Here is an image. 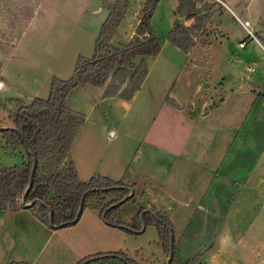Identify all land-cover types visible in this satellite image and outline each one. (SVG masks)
<instances>
[{
    "label": "rangeland",
    "instance_id": "rangeland-1",
    "mask_svg": "<svg viewBox=\"0 0 264 264\" xmlns=\"http://www.w3.org/2000/svg\"><path fill=\"white\" fill-rule=\"evenodd\" d=\"M35 1L2 0L0 3V67L11 52L10 45L23 31L26 17ZM123 1L126 3V12L112 42L113 46L117 47H122L129 41L146 0ZM196 8L203 10L207 20L199 31L193 33L192 47L185 54L175 53L167 40V34L175 19L174 1L158 0L156 3L148 24L160 41V55L156 59L143 61L147 69L146 87L152 91L154 99L160 95L162 85L166 81L170 82L168 86L170 91L180 93L183 101L194 92L195 86L192 87L194 83L199 87L198 90L211 94L212 97L202 100L205 103L202 110L204 113L215 107L214 104L220 102L226 94L256 93L264 97V0H198ZM69 19L61 20L59 23L64 24L59 26L58 17L39 18L37 20L39 24L49 21L48 26L43 24V32L26 31L25 37L23 36V40L21 39L17 46L15 55L19 59L36 64L34 77L40 85L38 90L40 99L46 98L49 90V88L46 92L41 90L47 74L51 75L49 83L56 75L66 80L71 76L78 56L89 59L93 54L94 40L100 28L95 21L96 16L81 15L75 20ZM179 20L186 28L193 24L192 19ZM72 21H76L78 27L86 28L93 36L77 33L78 30L72 28ZM246 29L254 39L247 35ZM238 42H244V47L238 48ZM24 44L26 47L22 50ZM44 53L52 54L53 58H45ZM13 60L15 64L16 59ZM19 62L22 60L16 61L15 66L12 62L6 63L7 74L16 72ZM130 62L136 67L140 64L141 58L133 57ZM185 82L191 85L190 89L184 86ZM117 83L118 80L114 81V84ZM85 90L88 89H72L67 94L82 127L81 135L73 140L70 151V155L76 157L78 173L87 181L92 175L98 174L97 167L102 168L114 157L115 163L124 159L127 161L124 170L127 176L140 178L135 204L133 199L129 198L118 206L112 218L129 222L134 215L130 216L137 205L136 202L149 200L150 203L144 209H152L173 224L171 227L175 258L170 264H197L202 260L212 244L219 218L226 215V205L235 206L237 196L241 197V201L263 205L259 214L250 206L239 214L246 223L253 219L260 220V229L263 232L264 173H252L251 169L256 149L258 150L264 141V108L260 120L254 125L251 121L253 111L246 113L245 128L241 130V134H245V146L244 150L239 149L238 154L235 139L241 124L238 123L240 115L238 118L236 105L232 104L233 101L236 102L235 98L228 99L227 107L220 113H211L212 117L208 118V121L200 122L196 119L194 123L184 124L181 121L184 115L188 121V109L185 105L180 115L165 108L158 113L150 104L152 100L147 95H142V98L139 96L134 103L125 108L121 101L102 102L98 96L93 103L92 94ZM27 99L21 97L19 100L27 103L30 101ZM165 101L171 104L167 98ZM248 106L246 101L245 110ZM8 115L10 113L5 104L4 107L1 105L0 128H5L6 124H9ZM97 123L108 126L113 124L115 137L108 135V140L97 137ZM248 126L249 129H246ZM226 140L229 141L228 149L224 147ZM181 143L183 144L181 151L177 152ZM222 149L228 150L230 160L220 166L215 160L220 159ZM168 150L174 151L171 154ZM21 154L24 162L25 154L22 147L18 146L12 150L4 144L0 136V167L21 166L23 163ZM216 166L219 167L217 173L208 176L206 173H210V169ZM208 178L211 179V183ZM160 181L164 183L158 189L155 183L160 184ZM215 186L219 188L218 192L222 186L223 190L227 189L222 190L223 195H220L215 192ZM190 195L194 197L189 206H179L172 201L174 198L189 201ZM215 201L216 203L218 201L217 205ZM144 204L146 205V202ZM158 205L165 209L156 210L155 206ZM215 207L218 210H215ZM231 209L227 211L231 213L230 217L235 213ZM186 212H189V216L185 217L183 223L182 218ZM95 223L96 227L92 226ZM72 225L74 226L71 229L57 228L32 264H77L84 258L79 255L82 251L76 254L61 241L71 242L78 238L87 243L86 252H89V255L114 250L123 252L135 264L168 262L169 255L163 251L156 229L151 224H144L143 230L130 233L107 225L97 210L86 205ZM232 233L237 234L233 231ZM165 255L166 260L163 263ZM90 264L125 263L108 258L91 261Z\"/></svg>",
    "mask_w": 264,
    "mask_h": 264
},
{
    "label": "trees",
    "instance_id": "trees-1",
    "mask_svg": "<svg viewBox=\"0 0 264 264\" xmlns=\"http://www.w3.org/2000/svg\"><path fill=\"white\" fill-rule=\"evenodd\" d=\"M157 1L144 2L133 34L122 47L113 46L110 40L124 17L126 3L116 0L107 5V15L95 37L92 56L89 59L78 56L68 79L52 77L45 99L34 98L28 104L20 100H6L13 103L15 109L9 115L11 126L0 128V136L12 150L21 146L25 161L21 166L0 167V211L17 210L21 201L30 203L27 209L50 229L74 224L81 212H78L79 208L82 210L86 205L97 210L107 225L130 233L139 232L142 224H151L156 229L163 251L170 256V264L175 258L173 233L165 216L152 209L139 208L129 222L116 220L112 214L120 204L131 198L130 185L100 174L82 182L76 177L72 161L62 165L80 126L77 116L65 105L68 92L90 85L104 87L103 97L118 96L123 100L132 97L146 76L142 58L154 57L160 51V41L148 24ZM101 2L105 4V0ZM175 3V19L167 40L186 53L193 45V33L200 30L207 17L201 8H196L198 0H175ZM180 18L192 19L193 24L186 28L179 22ZM136 56L141 57V62L133 67L130 61ZM116 80L118 83L114 84ZM33 157L35 165L31 171ZM108 258L135 264L121 251L94 253L80 259L77 264H90L91 261Z\"/></svg>",
    "mask_w": 264,
    "mask_h": 264
},
{
    "label": "crops",
    "instance_id": "crops-1",
    "mask_svg": "<svg viewBox=\"0 0 264 264\" xmlns=\"http://www.w3.org/2000/svg\"><path fill=\"white\" fill-rule=\"evenodd\" d=\"M116 0H105V4H102L101 0H36L33 6L31 7L27 17L26 22L23 28V31L19 35L18 38H16V41L10 45L11 52L9 53L7 60L5 63L0 67V104L2 107H4V104L6 106V109L9 110V113L11 114L14 109L15 105L13 103H6V100H19L21 97L23 99H29L27 103L31 102L34 98H39L40 95H38V90L40 89V85L36 81L34 77V67H36V64L31 61H25L23 59H19L15 55L16 50L18 49V45L21 42L20 40H23V36L25 37L26 31H37L40 30V32L44 30V25L48 26V22L39 24L37 20L41 17H58L60 20H68V18L75 20L76 18H79L81 15L83 16H96V23H98V28L102 24V22L105 20L107 15V9L106 6L113 4ZM174 1V9L176 6L175 0ZM2 0H0V3ZM173 9V12H174ZM62 18V19H61ZM69 19V20H70ZM174 21V20H173ZM72 28L74 30H78L77 33L84 34V35H90L91 32L87 31L86 28L78 27L76 24V21H72ZM44 24V25H43ZM59 26H63V22L59 23ZM71 24V23H70ZM71 26V25H70ZM46 30V28H45ZM98 30V29H97ZM45 32V31H44ZM62 32V31H61ZM115 34V33H114ZM114 35L112 36L110 43L113 45V39ZM25 43V42H24ZM17 44V45H16ZM25 44L22 45V50L25 48ZM29 47V46H28ZM175 53H180L177 48L173 47ZM185 54V53H184ZM45 58H53L52 54L44 53ZM160 53H158L154 57H144L142 58L143 61H148L149 59H156L159 57ZM21 58V57H20ZM141 58V57H140ZM13 59L16 61L22 60V62H19L17 64L16 72L13 71V73L7 74V66L6 63H13ZM13 63V66H15ZM21 72V73H20ZM16 73V74H15ZM51 75H46L44 77L41 86V90L43 92H46L49 88V78ZM55 78L59 80L62 79V76L56 75ZM187 77H185L186 80ZM146 81H147V69H146V76L144 80L142 81L139 89L132 95V97L129 100H123L119 98L118 96H111V97H103L104 87L98 88L93 87L90 85H86L84 87H76L81 89H88L85 91H88L87 93H91L92 95V102H96V96L101 98L102 102H108V101H121V105H123L125 108L129 107L132 103H134L139 96L147 95L150 101V104L156 108L158 113L162 108L172 110L174 112H177L179 115L181 114V110L184 109V105L187 107L188 111V121L186 120V116L184 115V118L181 119V121L184 124H187L186 122L194 123V121L197 119L200 122L208 121V118L212 117L210 115L211 113H220L224 108L227 107L228 99H236V102L233 101V105H236V110L238 114V118L240 115V121H238L239 124H241V128L238 130V135L236 136V147H237V153L240 150H244V144H245V134H241V130H244L245 123H246V113L249 114L251 111H253V116L251 118L252 125H254L255 122L260 120V116L262 113V110L264 108V97H261L260 95L253 93L246 95L245 93L236 92L226 94L224 98L220 102H217L214 104L215 107L210 108L208 112L204 113L202 110L205 107V103L202 101L203 99H209L211 94H208L205 91L198 90V86L194 83L192 85L195 86L194 92L190 93L189 97L185 99L186 101H183L180 93L171 92L169 86V81L164 82L162 85L161 93L158 94L157 98L154 99L152 91L147 89L146 87ZM184 82V81H182ZM243 82V81H242ZM44 84V85H43ZM173 83L171 84V86ZM184 86L190 89V84L188 82H185ZM241 87V86H240ZM239 88V87H238ZM94 89V90H91ZM145 89V90H144ZM94 91V92H93ZM96 92V94H95ZM85 93V92H84ZM144 93V94H143ZM86 94V93H85ZM48 95V91H47ZM166 98L171 102V104L166 103ZM27 99V100H28ZM40 99V98H39ZM45 99V98H44ZM241 99V100H240ZM155 100V101H154ZM198 100H200L198 102ZM244 100V101H243ZM249 105L248 109L245 110V104ZM65 105L68 109H70L73 113H75V108L72 105V102H69V96L67 95L65 98ZM240 106V107H239ZM240 109V110H239ZM9 116V115H8ZM222 117V116H219ZM242 117V118H241ZM217 118V117H216ZM220 121L221 119L218 118ZM9 124H6L7 127L11 126L10 119H7ZM222 123V122H221ZM207 127V126H205ZM195 128V127H194ZM253 128V126H252ZM192 129V128H191ZM249 129V126L246 128ZM82 131L81 125L78 128V131L74 137L73 140H76L80 137ZM246 131V130H245ZM108 135L112 136L113 138L116 135V131L114 128V125H102V124H96V136L101 137L105 140H108ZM227 138V135H226ZM72 140V144L73 141ZM224 147L228 149L229 147V141H224ZM185 143V142H183ZM183 144L181 143L180 149H177L178 151H181V147ZM242 148V149H241ZM72 149V145L70 144L67 154L64 156L62 160V165L67 163L69 160L72 161L76 177L79 181L86 182L83 180V176H80L78 173V165L76 162V157L72 154L70 155V151ZM220 150L221 156L219 160H215V163L217 162L220 164V166L223 163L229 162V153L228 150ZM23 151V149H22ZM169 153L173 152L168 150ZM176 151V150H175ZM172 154V153H171ZM239 154V153H238ZM23 154H21V160L23 162L22 158ZM238 156V155H237ZM113 158H110L106 162V164L102 168H96V173L108 177L111 180H119L122 183L126 185H130L131 187V198L134 201L138 198V192L136 191L137 187L139 186V179L132 178L130 176H127V173L125 170L126 166V160H122L119 163H115ZM212 159V158H211ZM253 164H252V173H264V141H262L260 147H258V150L256 149L255 155L253 157ZM213 162V161H212ZM126 163V164H125ZM212 164V163H211ZM216 166L214 169H210V173H206L212 175V173H217L219 167ZM217 169V170H216ZM140 174V173H138ZM154 176V175H153ZM156 177V175H155ZM151 178V177H150ZM151 179H154L152 177ZM156 179V178H155ZM158 181V179H156ZM209 182L211 183V179L208 178ZM153 181V180H152ZM163 181H160L159 183H155L157 187H159L161 184H163ZM211 185V184H210ZM160 189V187L158 188ZM218 187L215 186L216 190L215 192H218ZM201 193V191H200ZM220 195H223L222 187L220 188L219 192ZM261 194L260 192H258ZM201 195V194H200ZM238 195V194H237ZM194 196L190 195L188 196V200L186 201L183 198H174L172 201L176 202L179 206H189L190 202L192 201ZM195 197L198 196L195 194ZM241 197H236V204H227L225 208L226 209V215L225 217L219 218V224L218 228L213 234L212 238V244L208 248L205 255L202 257V260L199 261L197 264H264V230L260 229V220L253 219L252 221H249L248 223L245 222V220L242 219V217H239V214L243 213V210L248 208L249 206L257 210L258 214L262 210L263 205L257 204V203H250L249 201H241ZM264 199V195H263ZM239 200V201H238ZM146 202V205L144 204ZM137 205L135 206L134 211L131 212L130 216L132 214H135L139 208H145L147 204H149V200H141L136 202ZM216 203V201H215ZM218 203V201H217ZM216 203V205H217ZM247 203V204H246ZM212 206V203H210ZM153 206V204H152ZM156 210L163 211V207L158 205L155 206ZM199 207V206H198ZM148 208V207H146ZM232 208V209H231ZM228 209L233 210L235 213H232L233 216L230 217V214ZM215 210H218L215 207ZM225 211V210H224ZM81 213V212H80ZM189 213V212H188ZM187 212L184 214V217L182 218L183 223L186 219V216H189ZM80 215V214H79ZM214 218V217H213ZM216 218V217H215ZM241 218V219H240ZM170 221V220H169ZM171 223V221H170ZM215 223V222H214ZM172 227L173 224L171 223ZM74 225H69L68 227L64 228H73ZM92 226L96 227V223ZM145 227V226H144ZM142 228L141 230H143ZM250 229H252L250 231ZM264 229V228H263ZM58 229H50L44 224H42L39 220L34 217V215L30 212L29 209L20 207L17 210H3L0 211V264H10V263H18V262H27V264H32L39 252L44 249L46 242L56 232ZM233 232H236L237 234L234 235ZM81 238L76 239L75 241H61V243L66 244L65 246H68L72 249L73 252L76 254L79 253V251H82L81 257H85L89 255V252L87 251V243H84V241H81ZM56 244V242H55ZM58 245V243H57ZM54 246V244H53ZM52 250V248H51ZM114 250L109 251H103V252H113ZM223 254V255H222ZM226 258V259H225ZM166 260L163 259V263Z\"/></svg>",
    "mask_w": 264,
    "mask_h": 264
},
{
    "label": "water",
    "instance_id": "water-1",
    "mask_svg": "<svg viewBox=\"0 0 264 264\" xmlns=\"http://www.w3.org/2000/svg\"><path fill=\"white\" fill-rule=\"evenodd\" d=\"M34 165H35V158L33 157V162H32V165H31V171H33ZM29 183H30V179H29ZM130 194H131V192H130ZM29 204L30 203H24L23 201L20 202V206L21 207H24V208H27L29 206ZM80 211H81V208H79V211L78 212H80ZM143 226H144V224H142V228H143ZM168 257L170 258V256H168ZM168 261H169V259H168ZM166 264H168V262Z\"/></svg>",
    "mask_w": 264,
    "mask_h": 264
},
{
    "label": "built area",
    "instance_id": "built-area-1",
    "mask_svg": "<svg viewBox=\"0 0 264 264\" xmlns=\"http://www.w3.org/2000/svg\"><path fill=\"white\" fill-rule=\"evenodd\" d=\"M245 27V26H244ZM246 31H247V35L250 37V38H252V39H254V37L252 36V34L246 29ZM237 47L238 48H243L244 47V42H238L237 43Z\"/></svg>",
    "mask_w": 264,
    "mask_h": 264
}]
</instances>
